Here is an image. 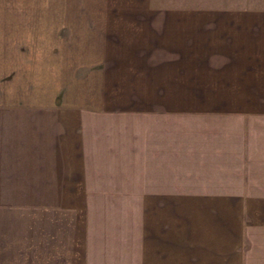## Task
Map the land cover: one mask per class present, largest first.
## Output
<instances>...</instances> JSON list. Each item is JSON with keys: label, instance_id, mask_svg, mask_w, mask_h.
I'll return each mask as SVG.
<instances>
[{"label": "crops", "instance_id": "0c3cea01", "mask_svg": "<svg viewBox=\"0 0 264 264\" xmlns=\"http://www.w3.org/2000/svg\"><path fill=\"white\" fill-rule=\"evenodd\" d=\"M24 192L47 218L0 264H264V6L0 0V209Z\"/></svg>", "mask_w": 264, "mask_h": 264}, {"label": "rangeland", "instance_id": "374dc122", "mask_svg": "<svg viewBox=\"0 0 264 264\" xmlns=\"http://www.w3.org/2000/svg\"><path fill=\"white\" fill-rule=\"evenodd\" d=\"M244 4H247L248 6L251 5H258V6H264V0H226V6H244ZM131 117H128L130 120H134V123L139 121L141 118L138 117V115L131 114L129 115ZM124 117H127L124 116ZM115 120V118H113ZM136 125V124H134ZM132 125H121L118 129V139L123 141H131L132 143H135V145H131L130 147L120 145L118 151H121L125 153L127 149L130 150V154L134 155V165L136 169H141V137L142 134L141 128H137L136 126ZM109 130L105 131L103 133V136L105 137L104 140L109 137ZM113 137V136H112ZM107 141V139L105 140ZM104 144V142H102ZM105 147V144H104ZM120 153V152H118ZM121 154V153H120ZM139 157V158H137ZM121 165L125 164L127 161L125 159H121ZM120 160V161H121ZM130 161H128L129 163ZM114 164V163H113ZM114 166V165H113ZM121 167V166H120ZM140 183H141V177H138ZM7 196L9 204L10 202H16L15 200V194L14 192H7L3 193ZM86 195L89 194H95V193H85ZM102 194V193H101ZM120 195L122 193H119ZM38 193H29L24 192L22 193V196L19 201L23 204V208L21 210H15L14 208H2L0 209V230L3 231H29L31 226L41 225L44 224L47 218V212L45 208H30V205L32 204V197H34V202L37 201ZM41 195V193H40ZM69 195H72V193H69ZM40 203V202H39ZM33 222V223H32Z\"/></svg>", "mask_w": 264, "mask_h": 264}]
</instances>
